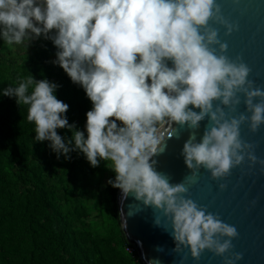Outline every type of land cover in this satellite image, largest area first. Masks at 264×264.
<instances>
[{
	"label": "clouds",
	"instance_id": "obj_1",
	"mask_svg": "<svg viewBox=\"0 0 264 264\" xmlns=\"http://www.w3.org/2000/svg\"><path fill=\"white\" fill-rule=\"evenodd\" d=\"M213 20L229 34L238 28L225 19L217 0H0L3 41L11 46L41 35L51 39L57 48L52 63L92 102L85 135L69 123V105L57 98V83L30 77L4 88V96L28 106L35 141H49L57 158L71 159L79 151L92 167L106 161L115 173L108 183L161 210L171 222L175 249L190 247L197 259L205 249L224 255L234 247L238 231L183 195L186 183H194L201 168L218 179L245 155L255 162L240 126L250 121L256 131L264 124V88L248 79L251 69L241 58L224 54L228 45L219 40ZM214 45H219V54ZM239 93L250 116H229L241 103ZM206 118L197 140L195 130ZM166 119L193 129L181 151L192 173L175 184L157 171L153 159L167 147L158 129ZM65 128L71 130L70 138L58 134ZM155 223L160 226L161 218ZM242 258L233 252L225 264Z\"/></svg>",
	"mask_w": 264,
	"mask_h": 264
},
{
	"label": "trees",
	"instance_id": "obj_2",
	"mask_svg": "<svg viewBox=\"0 0 264 264\" xmlns=\"http://www.w3.org/2000/svg\"><path fill=\"white\" fill-rule=\"evenodd\" d=\"M56 52L43 35L11 46L0 36V264H144L137 250L128 252L135 246L122 227L120 189L108 182L98 187L107 174V181L115 178L107 162L92 167L79 151L57 158L49 141H35L28 106L3 95L30 77L55 82L57 98L69 105V123L87 135L92 102L52 63Z\"/></svg>",
	"mask_w": 264,
	"mask_h": 264
},
{
	"label": "water",
	"instance_id": "obj_3",
	"mask_svg": "<svg viewBox=\"0 0 264 264\" xmlns=\"http://www.w3.org/2000/svg\"><path fill=\"white\" fill-rule=\"evenodd\" d=\"M217 2L225 19L238 25L229 34L225 25L210 21L211 26L218 29L219 40L228 45L224 54L233 60L241 58L251 69L248 79L254 81L255 86L264 88V0ZM213 47L219 54V45ZM239 95L241 103L236 111L231 112L227 107L225 110L229 111V116L238 117L240 113L250 116L243 102L244 94ZM207 122V118L201 121L200 128L195 130L197 140L203 136ZM192 131L187 125L181 126L167 119L159 128L167 147L153 159L157 160V171L167 174L170 183L184 182L192 173L181 155ZM240 132L242 140L252 145L247 151L252 152L257 160L253 162L245 155L241 164L218 179L213 178L209 170L201 168L195 182L186 183L188 192L183 194L236 227L238 236L232 239L234 247L222 256L205 249L197 259L192 257L190 247L181 246L180 250H176L171 222L161 210L144 205L131 193L125 196L120 189L118 205L122 227L144 264L150 260H159L160 264H225V257L233 252L243 254L236 264H264V163H261L264 161V124L253 131L250 121H245L240 126ZM222 184L226 187L221 188ZM156 217L161 218L160 226L155 223Z\"/></svg>",
	"mask_w": 264,
	"mask_h": 264
},
{
	"label": "rangeland",
	"instance_id": "obj_4",
	"mask_svg": "<svg viewBox=\"0 0 264 264\" xmlns=\"http://www.w3.org/2000/svg\"><path fill=\"white\" fill-rule=\"evenodd\" d=\"M107 179H108V174L106 175V177H105V179L103 180V182H102L101 184L98 185V187H99L100 189H103V188L106 187L107 182H108ZM92 188H96V186H95V187H92Z\"/></svg>",
	"mask_w": 264,
	"mask_h": 264
},
{
	"label": "built area",
	"instance_id": "obj_5",
	"mask_svg": "<svg viewBox=\"0 0 264 264\" xmlns=\"http://www.w3.org/2000/svg\"><path fill=\"white\" fill-rule=\"evenodd\" d=\"M136 247H129L128 248V252L131 253V254H134L136 252Z\"/></svg>",
	"mask_w": 264,
	"mask_h": 264
}]
</instances>
